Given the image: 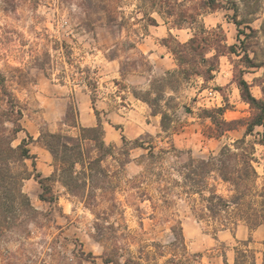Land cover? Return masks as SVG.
I'll use <instances>...</instances> for the list:
<instances>
[{
	"label": "rangeland",
	"instance_id": "1",
	"mask_svg": "<svg viewBox=\"0 0 264 264\" xmlns=\"http://www.w3.org/2000/svg\"><path fill=\"white\" fill-rule=\"evenodd\" d=\"M81 1L0 0V73L8 76L6 87L25 107L21 123L35 139L28 146L43 176L54 170L53 158L36 139L42 131H58L69 105L77 107L82 126L97 125L95 107L104 140L120 145L121 136H125L131 147V161L119 171L118 185L108 193L109 197L96 189L97 200L89 207L58 181L52 182L56 201L46 202L39 198L41 188L32 175L24 180L22 190L29 197L33 213L29 211L26 223L18 229L3 230L0 264H7L9 257L20 264H105L103 252L120 260H139L141 247L152 249V243L164 246L165 256L158 258L162 264L171 254V229L178 226L194 259L188 264H224L225 258L232 259L238 245L232 239L225 240V234L229 236L234 228L226 225L219 229V224L199 220L181 187L174 183L180 177L172 168L188 156L206 157L243 136L245 126L241 123L216 136L211 120L205 117V110L217 108L223 109L228 121L250 116L252 111L241 99L233 79L243 68L238 57L221 56L214 77L207 82L192 76L179 84L172 82L174 91L165 87V96L171 99L164 97L161 101L167 102L170 114L169 127L164 132L160 116L153 115L141 97L156 83L155 79L175 68L168 46L187 41L193 30L188 26L176 28L157 13H153L157 23L147 24L140 0H93L94 9H110L111 18L99 11L101 19L92 17L85 24L80 21ZM179 1L200 13L193 26L219 25L227 43L236 42L233 0H216L219 5L214 9H199L201 0ZM236 1L240 3L238 18H247L249 25L259 28L264 20V0H248V5L243 0ZM129 43L135 47L127 48ZM113 51L117 56L111 59ZM247 70L244 78L251 84L252 93L264 98L256 81L263 69ZM20 73L26 75L25 87L16 82ZM24 137L26 133L19 132L12 144ZM246 139L255 142L254 165L260 185L264 175V127L256 126ZM136 140L143 141L144 146L152 143L156 151L167 148L161 159L168 169L166 182H156L148 174V180L132 186L131 182L144 173L139 156L147 152L135 146ZM30 162L27 160L31 170ZM143 192L147 195L143 196ZM263 242L250 245L258 251L257 264L263 261ZM82 250L93 257L82 255Z\"/></svg>",
	"mask_w": 264,
	"mask_h": 264
},
{
	"label": "trees",
	"instance_id": "2",
	"mask_svg": "<svg viewBox=\"0 0 264 264\" xmlns=\"http://www.w3.org/2000/svg\"><path fill=\"white\" fill-rule=\"evenodd\" d=\"M246 2L248 5L249 1L243 0V3ZM140 4L144 9L143 15L147 24L157 23L153 16V13H157L160 17L170 20L176 28L188 26L193 30L187 41L183 43L176 41L172 46H168L174 56L175 68L166 70L164 76L155 79L156 83L151 84L145 91L146 95L141 97L153 115L160 116L162 131H167L170 120L167 102L161 103L164 97L166 100L171 99L165 96V87L174 91L173 83L179 84L192 76L201 77L207 82L214 77L221 56L238 57V63L243 68L237 70L238 73L234 74L233 79L241 99L252 111L250 116L228 121L223 117V109L217 108L205 110V117L211 120L216 136L234 129L235 123L245 126L243 136L231 144L221 146L216 152H210L206 157L188 156L177 168H172L180 177V180L173 181L181 187V192L187 196L190 208L199 220L219 224V229L227 228L226 225H229L228 228H235L240 222L245 223L249 231L256 229L264 224V175L259 185L257 181L260 175L254 165L255 142L246 138L253 133L256 126L264 127V98L252 93L251 84L244 78V73L248 71L247 69H263V75L256 78V81L264 95V20L259 28H254L249 25L250 20L247 18H238L240 3L233 0L231 9L237 29L236 42L228 44L221 26L211 28L203 24L193 26L200 13L194 12L184 1L140 0ZM93 5H96L93 4V0L81 1L80 8L83 14L81 22L88 24L92 17L96 20L101 19L99 11L107 13L111 18L110 9L102 6V10H97ZM199 5V9H214L219 2L201 0ZM126 47H135V44L129 43ZM141 55L143 56L142 53ZM116 56L115 51L109 55L111 59ZM120 70L121 73L124 72L122 64ZM18 71L20 72L19 69ZM23 75L26 76L25 73H20L16 82L25 87L26 80L23 79ZM8 79V76L0 73V235L4 229L15 230L23 226L29 211L33 213L29 197L22 190L24 180L31 175L41 188L39 194L41 200L56 201L52 182L58 181L69 194L84 199L85 205L89 207L97 200L96 189L102 190L103 197H109L108 193L113 192L118 185L119 171L131 161V147L125 136H121L120 145L106 143L99 112L95 107L93 109L97 125L82 126L78 121L77 107L69 105L58 131H42L36 139L53 158L54 170L49 176H43L37 171L36 162L28 146L35 139L27 133L21 123L25 107L6 87ZM21 131L26 133V137L13 145L12 142ZM134 143L135 146L145 148L147 152L139 156L140 161L144 163V173L135 182H131L132 186L148 180V174L152 175L156 182H166L168 169L161 163V159L168 152L167 148L156 151L152 143H148L147 146L140 140ZM27 160L31 161V170ZM159 185H157L159 189L164 191ZM146 195L143 192V196ZM171 231L173 234V240L169 245L171 254L162 264H188L194 261L193 256L187 251L181 227L172 228ZM252 241L251 235L246 240L238 241V245L234 247V264H256L258 251L250 246ZM150 245L152 249L146 248L145 245L141 247L139 260L128 257L120 260L103 252L102 261L105 264H159L158 258L165 256L164 246L159 243ZM81 253L93 257L83 250ZM6 263L20 264L19 260L10 257L6 258ZM224 264H227L226 258Z\"/></svg>",
	"mask_w": 264,
	"mask_h": 264
},
{
	"label": "crops",
	"instance_id": "3",
	"mask_svg": "<svg viewBox=\"0 0 264 264\" xmlns=\"http://www.w3.org/2000/svg\"><path fill=\"white\" fill-rule=\"evenodd\" d=\"M249 235H251L252 237V243L253 242H258L260 241L263 242L264 241V224L258 226L256 229L249 231L248 227L244 224H238L233 231H229V236L228 234H225V240L228 239H232L234 241H236L238 243V241L241 240H246ZM232 259H230V256L228 259H226L227 262H231L232 260V264H234V254L231 257ZM256 264H257V260H256Z\"/></svg>",
	"mask_w": 264,
	"mask_h": 264
}]
</instances>
